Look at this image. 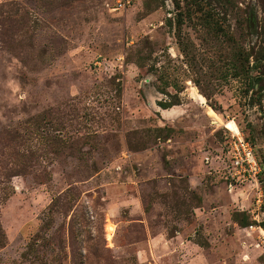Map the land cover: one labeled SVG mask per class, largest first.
I'll return each instance as SVG.
<instances>
[{
  "label": "rangeland",
  "instance_id": "1",
  "mask_svg": "<svg viewBox=\"0 0 264 264\" xmlns=\"http://www.w3.org/2000/svg\"><path fill=\"white\" fill-rule=\"evenodd\" d=\"M116 2L0 0V264H264V0Z\"/></svg>",
  "mask_w": 264,
  "mask_h": 264
},
{
  "label": "built area",
  "instance_id": "2",
  "mask_svg": "<svg viewBox=\"0 0 264 264\" xmlns=\"http://www.w3.org/2000/svg\"><path fill=\"white\" fill-rule=\"evenodd\" d=\"M131 4V0H117L115 10L126 9ZM231 141L229 145L228 157L230 161V177L233 182L244 184L255 183L259 186V178L263 172V165L257 157L255 148L240 131L230 130ZM261 198V192L258 193ZM260 198L259 201L260 202Z\"/></svg>",
  "mask_w": 264,
  "mask_h": 264
},
{
  "label": "trees",
  "instance_id": "3",
  "mask_svg": "<svg viewBox=\"0 0 264 264\" xmlns=\"http://www.w3.org/2000/svg\"><path fill=\"white\" fill-rule=\"evenodd\" d=\"M262 60H264V57L263 58H255L256 62H260ZM250 81H251V86H250V88L247 89V91L245 93L247 95L249 93H252V97L258 96L257 105L260 108H262L263 97H264V72H262V73L260 72V74L254 76L253 78L251 77ZM252 104H254V103H252ZM168 108H165V109H168Z\"/></svg>",
  "mask_w": 264,
  "mask_h": 264
},
{
  "label": "bare ground",
  "instance_id": "4",
  "mask_svg": "<svg viewBox=\"0 0 264 264\" xmlns=\"http://www.w3.org/2000/svg\"><path fill=\"white\" fill-rule=\"evenodd\" d=\"M237 132V131H236Z\"/></svg>",
  "mask_w": 264,
  "mask_h": 264
}]
</instances>
